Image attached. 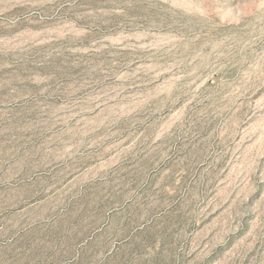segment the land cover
I'll return each mask as SVG.
<instances>
[{
    "label": "rangeland",
    "instance_id": "1",
    "mask_svg": "<svg viewBox=\"0 0 264 264\" xmlns=\"http://www.w3.org/2000/svg\"><path fill=\"white\" fill-rule=\"evenodd\" d=\"M0 264H264V0H0Z\"/></svg>",
    "mask_w": 264,
    "mask_h": 264
}]
</instances>
